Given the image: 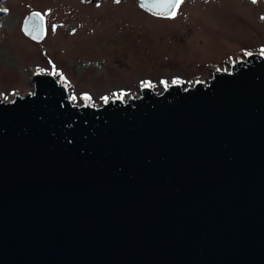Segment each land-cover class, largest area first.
<instances>
[{
	"label": "water",
	"instance_id": "1",
	"mask_svg": "<svg viewBox=\"0 0 264 264\" xmlns=\"http://www.w3.org/2000/svg\"><path fill=\"white\" fill-rule=\"evenodd\" d=\"M21 31L41 41L43 15ZM31 81L0 96V264H264L259 51L98 106L50 73Z\"/></svg>",
	"mask_w": 264,
	"mask_h": 264
},
{
	"label": "rangeland",
	"instance_id": "2",
	"mask_svg": "<svg viewBox=\"0 0 264 264\" xmlns=\"http://www.w3.org/2000/svg\"><path fill=\"white\" fill-rule=\"evenodd\" d=\"M0 7L7 9L0 16L4 100L32 91L34 71L51 73L54 65L72 86L73 103L89 91L98 106L113 92L139 94L141 80L158 91L161 79L180 77L184 86L206 80L264 46V0H183L175 17L152 15L135 0H0ZM30 11L44 18L39 42L21 31Z\"/></svg>",
	"mask_w": 264,
	"mask_h": 264
},
{
	"label": "snow or ice",
	"instance_id": "3",
	"mask_svg": "<svg viewBox=\"0 0 264 264\" xmlns=\"http://www.w3.org/2000/svg\"><path fill=\"white\" fill-rule=\"evenodd\" d=\"M116 2H119V0H116ZM253 2L255 3L256 0H253ZM166 6L169 7L171 10L168 12V15L171 17H175L177 14V10L179 9V6L183 3V0H165ZM2 11H7V9H3ZM33 16H39V14L34 13ZM262 19H264V17H262ZM36 36H33V39H36ZM260 55L264 56V46H261L260 50ZM244 55L247 57H251L253 55V52L251 51H244ZM45 70L38 68L37 69V74L43 73ZM52 76H58L61 81H65L66 82V78L64 77V74L60 71H58L55 66L53 65V69L52 72L50 73ZM202 81L197 80L196 83H201ZM171 85H179L184 83V81L181 80L180 77H173L171 79V82H169L167 79H161L160 80V84H162L164 86L165 89H167L169 86ZM191 83V82H189ZM65 86L67 87V83H65ZM154 85L152 83V81L150 80H141L140 81V88L142 89H147V88H153ZM3 95V94H0ZM128 95V93L124 90H120L119 92H113L111 94V99L113 100H118V101H123L125 96ZM82 98L85 102V105H91L92 104V97L89 93H83L82 94ZM4 99H7V96H4ZM71 100H76L77 97L75 95H72L70 97ZM101 100L104 102V104H107L110 100V96L105 95L101 97Z\"/></svg>",
	"mask_w": 264,
	"mask_h": 264
},
{
	"label": "flooded vegetation",
	"instance_id": "4",
	"mask_svg": "<svg viewBox=\"0 0 264 264\" xmlns=\"http://www.w3.org/2000/svg\"><path fill=\"white\" fill-rule=\"evenodd\" d=\"M138 90H139V88H138ZM86 93H89L91 96H94V94L92 93V92H89V91H85ZM71 93H72V86H71ZM70 93V94H71Z\"/></svg>",
	"mask_w": 264,
	"mask_h": 264
},
{
	"label": "bare ground",
	"instance_id": "5",
	"mask_svg": "<svg viewBox=\"0 0 264 264\" xmlns=\"http://www.w3.org/2000/svg\"><path fill=\"white\" fill-rule=\"evenodd\" d=\"M1 10H3L1 7H0ZM37 72V71H34V73Z\"/></svg>",
	"mask_w": 264,
	"mask_h": 264
}]
</instances>
